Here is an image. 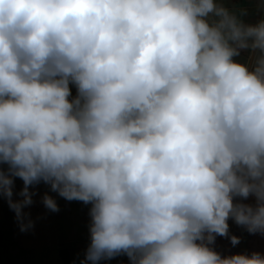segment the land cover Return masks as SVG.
Returning a JSON list of instances; mask_svg holds the SVG:
<instances>
[{
  "label": "clouds",
  "instance_id": "9594fccd",
  "mask_svg": "<svg viewBox=\"0 0 264 264\" xmlns=\"http://www.w3.org/2000/svg\"><path fill=\"white\" fill-rule=\"evenodd\" d=\"M232 3L0 0V199L22 232L44 184L50 212L90 205L79 264H264L213 247L240 244L229 220L264 235V11Z\"/></svg>",
  "mask_w": 264,
  "mask_h": 264
},
{
  "label": "rangeland",
  "instance_id": "374dc122",
  "mask_svg": "<svg viewBox=\"0 0 264 264\" xmlns=\"http://www.w3.org/2000/svg\"><path fill=\"white\" fill-rule=\"evenodd\" d=\"M237 9H247V20L254 22L264 11V0H233L229 5ZM75 95V94H74ZM22 187V181L16 180V190ZM35 203L27 209L30 211L35 226L29 231L22 232L15 219V213L10 210L7 200L0 199V229L10 231L14 229V237L19 241L27 255L21 257L14 252L19 264H67L61 252L69 254V264H79L78 256L82 257L87 248L89 239V208L79 201H66L56 193L53 195L59 205L58 212H50L40 201V196L49 191L48 186L40 184ZM251 202V201H246ZM230 234L241 237V242L233 247L226 237H217L213 247L223 255L252 251L264 253V235L249 234L234 221L229 220ZM100 264H129L126 256H117L114 259L101 261Z\"/></svg>",
  "mask_w": 264,
  "mask_h": 264
},
{
  "label": "trees",
  "instance_id": "16d2710c",
  "mask_svg": "<svg viewBox=\"0 0 264 264\" xmlns=\"http://www.w3.org/2000/svg\"><path fill=\"white\" fill-rule=\"evenodd\" d=\"M13 233L14 229L10 231H2L0 229V264H19L13 255L17 250L19 251L17 254L21 257H26L27 255V252L23 248H20L19 241L14 237ZM61 256L69 264L68 252L63 250Z\"/></svg>",
  "mask_w": 264,
  "mask_h": 264
},
{
  "label": "crops",
  "instance_id": "0c3cea01",
  "mask_svg": "<svg viewBox=\"0 0 264 264\" xmlns=\"http://www.w3.org/2000/svg\"><path fill=\"white\" fill-rule=\"evenodd\" d=\"M75 94V88H73V95Z\"/></svg>",
  "mask_w": 264,
  "mask_h": 264
}]
</instances>
